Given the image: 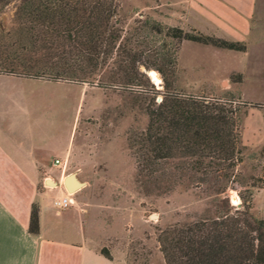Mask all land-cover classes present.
Wrapping results in <instances>:
<instances>
[{
    "label": "trees",
    "instance_id": "trees-1",
    "mask_svg": "<svg viewBox=\"0 0 264 264\" xmlns=\"http://www.w3.org/2000/svg\"><path fill=\"white\" fill-rule=\"evenodd\" d=\"M116 9L115 0H16L12 27L0 29V73L92 83L118 39ZM153 25L154 32L163 31L176 43L185 40L234 51L246 48L244 42L194 29ZM121 57L109 70L108 86L147 81L139 67L149 69L154 64L141 62L139 54L130 50H123ZM167 63L172 69L174 58ZM155 69L162 76L164 92L158 102L135 97L136 105L144 104L146 124L126 135L133 181L142 193L183 186L210 192L216 200L213 216L157 229L164 264H264V219L250 213L252 194L261 178L250 177L257 183L242 181L236 169L244 149L239 108L231 102L174 94L162 67ZM229 79L239 83L241 74L232 73ZM228 189L237 190L236 205L229 203ZM27 228L33 234L38 231L34 205ZM100 253L110 259L106 248Z\"/></svg>",
    "mask_w": 264,
    "mask_h": 264
},
{
    "label": "rangeland",
    "instance_id": "rangeland-1",
    "mask_svg": "<svg viewBox=\"0 0 264 264\" xmlns=\"http://www.w3.org/2000/svg\"><path fill=\"white\" fill-rule=\"evenodd\" d=\"M115 2L117 9L114 26L118 39L92 83L22 80L15 88L41 90L42 110L53 116L56 125L63 132L74 117L77 106L74 140V146L76 142L77 146L73 150V156L67 159L65 171L67 174L74 173L78 181L83 183V187L77 192H87L91 202L89 207L94 212L102 210L104 213L103 227L109 234L104 248L110 253V257L112 255L121 259L125 264H164L156 241L157 229L213 216L216 212V200L215 195L210 192L183 186H176L164 193H142L136 187L133 181V161L126 147V135L130 129H143L146 115L143 112L144 104L136 105L135 97L139 96L146 101L152 97L158 102L157 98L161 97L164 89L162 76L155 68L161 66L172 82L170 92L174 94L231 102V105L239 108L240 121L242 112L248 105L241 103L236 89L229 91L224 88L225 81L222 83L217 80L221 68L217 71H194L197 70L203 53L189 49V42L181 47V62L187 58L193 65L178 63L181 41L176 43L165 37L163 31L157 33L151 27L154 26L153 22L178 27L176 22L181 16L172 12L168 14L166 2L159 6L158 16H152L146 8H140V0ZM146 3L151 5L149 1ZM15 5L16 0L0 3L1 30L12 27ZM123 50L138 53L141 62L154 64L146 70L155 71L161 83L152 81L145 75L148 77L147 81H142L139 85L108 86L106 78L109 70L115 67L114 61L122 58ZM173 58L174 67L171 69L167 62ZM207 67L209 66H204L206 69ZM139 68L142 70L144 67ZM232 73L239 72H230L226 82L236 85L237 82L229 79ZM245 97L252 99L259 98L260 95L249 90ZM241 141L244 146L243 159L236 169L242 181L257 183L250 177L261 178L260 187L254 189L252 194L250 213L264 219V189L259 190L264 188V148L255 152L248 151L246 142L243 139ZM46 183L53 185L49 180ZM226 196L231 205L239 202L236 189H228Z\"/></svg>",
    "mask_w": 264,
    "mask_h": 264
},
{
    "label": "crops",
    "instance_id": "crops-1",
    "mask_svg": "<svg viewBox=\"0 0 264 264\" xmlns=\"http://www.w3.org/2000/svg\"><path fill=\"white\" fill-rule=\"evenodd\" d=\"M163 2L168 4V14L181 16L176 22L181 29L245 43L244 51H234L182 40L177 60L181 62V47L189 42V49L203 53L194 71L221 68L217 80L225 81L229 91L236 89L248 105L239 125L241 140L248 151L264 148V0H140L139 6L158 16ZM181 63L193 65L187 58ZM230 72L241 73V82L227 83ZM22 80L42 81L0 73V264H125L100 253L109 237L103 227L104 213L89 207L87 192H77L83 183L74 190L71 204L54 212L51 198L63 193L67 159L77 146L78 110L76 106L63 132L53 116L42 110L41 90L15 88ZM249 90L261 98H246ZM54 159L66 161L63 175ZM67 175L78 181L74 173ZM32 205L37 208L35 234L27 228Z\"/></svg>",
    "mask_w": 264,
    "mask_h": 264
},
{
    "label": "built area",
    "instance_id": "built-area-1",
    "mask_svg": "<svg viewBox=\"0 0 264 264\" xmlns=\"http://www.w3.org/2000/svg\"><path fill=\"white\" fill-rule=\"evenodd\" d=\"M53 162H54V164H57L59 166L60 173H61V175H63V170L65 167L66 161L54 159ZM73 192H74V190L69 191L65 187L63 190V193H61L59 195H55L51 198V206H52V208L56 214L61 212L62 210H64L65 208H67L71 204V202H72L71 196H72Z\"/></svg>",
    "mask_w": 264,
    "mask_h": 264
},
{
    "label": "water",
    "instance_id": "water-1",
    "mask_svg": "<svg viewBox=\"0 0 264 264\" xmlns=\"http://www.w3.org/2000/svg\"><path fill=\"white\" fill-rule=\"evenodd\" d=\"M143 70V72H144V74L147 76V74H146V69H142ZM160 100V98H157V101H159ZM63 182H64V185H65V187L68 189V190H76V184H75V181H74V178L71 176V175H66L65 177H64V180H63ZM68 184H70V185H72V186H70V188H68L67 187V185Z\"/></svg>",
    "mask_w": 264,
    "mask_h": 264
},
{
    "label": "bare ground",
    "instance_id": "bare-ground-1",
    "mask_svg": "<svg viewBox=\"0 0 264 264\" xmlns=\"http://www.w3.org/2000/svg\"><path fill=\"white\" fill-rule=\"evenodd\" d=\"M146 74L147 76L152 80V81H158V83H161V80L160 78L157 76V73H155V71H150V70H147L146 71ZM156 83V82H155ZM75 181V180H74ZM75 184H76V189L80 188L81 187V183L78 182V181H75ZM70 184L67 185L68 188H70ZM236 202V201H235Z\"/></svg>",
    "mask_w": 264,
    "mask_h": 264
}]
</instances>
